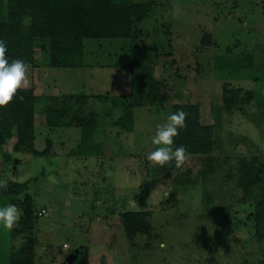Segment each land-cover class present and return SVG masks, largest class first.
Instances as JSON below:
<instances>
[{
	"label": "rangeland",
	"instance_id": "obj_1",
	"mask_svg": "<svg viewBox=\"0 0 264 264\" xmlns=\"http://www.w3.org/2000/svg\"><path fill=\"white\" fill-rule=\"evenodd\" d=\"M132 2L151 4L133 38L85 41L78 68L51 67L48 42H34L33 149L48 151L13 152L12 138L0 148V180L25 177L34 210H44L33 223L34 264H67L74 251L70 264H258L263 243L235 176L241 160L255 158L264 183V0ZM134 55L141 66L130 75ZM143 73L161 82L160 105L144 101ZM231 89L249 100L226 108L222 91ZM128 103L133 120L124 133L114 122ZM174 104L196 105L200 124L212 127L208 173L197 155L170 170L145 159ZM47 108L57 113L53 127ZM74 116L94 121L88 145L70 125ZM21 200L0 196V207L20 208ZM140 212L150 234L129 242L120 216ZM13 231L0 226V264L22 245Z\"/></svg>",
	"mask_w": 264,
	"mask_h": 264
},
{
	"label": "trees",
	"instance_id": "obj_2",
	"mask_svg": "<svg viewBox=\"0 0 264 264\" xmlns=\"http://www.w3.org/2000/svg\"><path fill=\"white\" fill-rule=\"evenodd\" d=\"M150 6V2L133 3L132 0H0V40L6 43L9 61L22 59L29 68H33L34 42L40 41L48 42V62L51 67L75 69L80 65L85 41L133 38L135 24L147 17ZM208 43L209 35L204 34L201 44ZM133 58L129 66L130 75L141 66L140 56L134 55ZM160 86L161 82L149 73H143L139 89L144 101L160 105ZM239 92L238 89L223 90L222 104L227 108L246 103L250 95L240 97ZM121 98L124 99L123 96ZM36 99L31 89L22 88L6 108H0V148L12 138L13 152L23 150L33 156H44L47 153V147L41 152L33 149V105ZM133 105L128 103L123 115L114 122L124 133L131 132ZM181 110L188 114L186 128L180 129L179 135L174 138L173 149L183 145L188 154L204 157L203 174L208 173L209 156L213 148L212 127L200 124L199 108L193 104H174L170 107V115ZM44 119L46 125L53 127L57 113L47 108ZM70 119V125L80 129V145L91 142L94 121L78 116ZM165 166L168 170L175 167L174 163ZM259 167L255 158L241 160L236 170L235 185L240 193L239 201L252 204L248 217L252 222L255 242L263 243L258 264H264V183L256 176ZM27 189V182H9L6 189H0V196L22 197V215L13 231V235L22 238V245L10 248L8 264H34L33 223L40 215L34 210ZM145 218L146 213L142 212L120 216L127 241L131 242L136 235L150 234V226Z\"/></svg>",
	"mask_w": 264,
	"mask_h": 264
},
{
	"label": "clouds",
	"instance_id": "obj_3",
	"mask_svg": "<svg viewBox=\"0 0 264 264\" xmlns=\"http://www.w3.org/2000/svg\"><path fill=\"white\" fill-rule=\"evenodd\" d=\"M6 43L0 40V108H6L16 97L20 89L30 86L29 65L22 59L9 61ZM23 100V97H20ZM187 113L177 111L167 117L165 123L158 125L155 129L151 143L154 146L145 159L150 167H164L166 164L174 163L176 168H181L188 160L189 154L181 145L173 149L174 138L179 135V130L186 128ZM15 182L22 183L23 176L14 178ZM8 187V180H0V189ZM22 210L15 204L0 207V226L11 232L16 226Z\"/></svg>",
	"mask_w": 264,
	"mask_h": 264
},
{
	"label": "water",
	"instance_id": "obj_4",
	"mask_svg": "<svg viewBox=\"0 0 264 264\" xmlns=\"http://www.w3.org/2000/svg\"><path fill=\"white\" fill-rule=\"evenodd\" d=\"M76 255H77V251H74L72 253H70L67 258H66V262L67 264L72 263V261H74L76 259Z\"/></svg>",
	"mask_w": 264,
	"mask_h": 264
},
{
	"label": "built area",
	"instance_id": "obj_5",
	"mask_svg": "<svg viewBox=\"0 0 264 264\" xmlns=\"http://www.w3.org/2000/svg\"><path fill=\"white\" fill-rule=\"evenodd\" d=\"M44 212V210H40L37 215H41ZM63 247H65V244L62 245Z\"/></svg>",
	"mask_w": 264,
	"mask_h": 264
}]
</instances>
